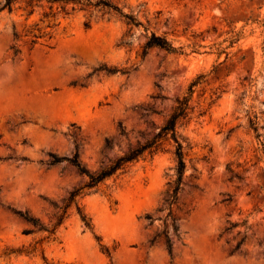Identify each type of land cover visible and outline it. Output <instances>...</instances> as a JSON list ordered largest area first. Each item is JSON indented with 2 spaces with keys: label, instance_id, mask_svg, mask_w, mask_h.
<instances>
[{
  "label": "rangeland",
  "instance_id": "374dc122",
  "mask_svg": "<svg viewBox=\"0 0 264 264\" xmlns=\"http://www.w3.org/2000/svg\"><path fill=\"white\" fill-rule=\"evenodd\" d=\"M108 1L139 24L97 8L64 15L63 2L34 0L28 16L26 0L11 11L0 0V264H264V0ZM151 32L180 53L145 48ZM196 79L177 126L178 237L157 210L175 177L171 140L77 197L90 228L74 205L49 237L15 213L51 229L86 181L52 156L100 170L152 138ZM145 213L161 219L148 226ZM163 229L172 258L148 242Z\"/></svg>",
  "mask_w": 264,
  "mask_h": 264
},
{
  "label": "trees",
  "instance_id": "16d2710c",
  "mask_svg": "<svg viewBox=\"0 0 264 264\" xmlns=\"http://www.w3.org/2000/svg\"><path fill=\"white\" fill-rule=\"evenodd\" d=\"M18 0H5L3 6L1 9L6 8L7 10L11 11L13 4ZM34 0H26L27 5H32V2ZM37 2L45 1L47 3H55V2H63V5H61V11L64 15L69 14L71 11L77 10H89L90 8H97L99 10H105L107 12L114 13L118 15L120 18L124 20V22L128 25H138L139 23L136 21L135 17L128 12H123L122 9L114 4L111 1L108 0H35ZM68 3H71L70 9L66 7ZM51 8V6H50ZM34 12V7L32 5V8L27 13L28 16H30ZM44 16H52L55 18L56 14L48 15L45 14ZM84 25L86 27L89 26V22H85ZM16 36V33H14ZM234 39V38H233ZM236 40V37H235ZM145 48H151V47H158L161 49H164L168 52H179V49L175 47L172 42H170L166 37L161 35H156L154 32H151L150 35L147 37V40L144 45ZM99 70H104L107 73H113L118 71V69H110L107 67H100ZM201 77L199 76L198 79ZM198 79L194 80L190 83L188 87V92L183 95L182 97L178 98L176 101V104L168 116V118L165 120L163 125L159 128V130L154 134V136L148 140H146L144 143L136 146L135 148L129 149L126 153L118 156L115 160H113L109 165L101 168L100 170L96 172H90L88 169L78 160L77 153H74L71 157H57L56 155L52 156L51 163L55 164L61 161H66L70 163L76 170L84 175L86 177V181L83 185H81L78 188H75L72 190L68 197L63 201V205L58 207L59 213L56 216V222L54 223V226L51 229H46L42 225H39L37 223V220L33 217L29 216L26 212L21 211H15L16 214L21 216L24 220L30 222L33 226L37 228L39 231H46L47 237L52 235L56 228L64 221V219L67 216L68 208L71 205H74L83 224L90 228V219L87 217L85 213H83L82 209L80 208L77 197L83 193L84 190H90L94 189L99 183H101L106 178L116 174L118 171H122L125 169L127 165L130 163L138 160L145 152H153L155 151L158 146L164 141V140H171L174 143V155L176 158V168H175V177L171 181V184L169 185L168 191H167V197L164 200V206L158 207V211L167 210L164 221L169 220V225L177 237L179 227L176 223V218L174 215L173 205H176L178 202V194L181 189V182L185 170V160H184V150H183V138L177 131V126L180 120L184 119L190 110V100L193 92V86L196 85L199 81ZM250 126L252 130L255 133V136L257 139L260 137L259 133V123L257 120V116L254 115L253 119L250 121ZM260 144L262 142L260 141ZM144 219L147 222V225L150 226L153 224L155 220H160V217H155L151 213H145ZM230 226L226 227V230H230L235 224L229 223ZM149 245H155L158 243H162L164 246V249L166 250L168 256L170 258L173 257V243L171 241V238L169 236V233L166 229H163L161 231L156 230L151 234V236L148 239ZM239 243L235 246L237 248ZM104 252L109 254V250L107 247H103Z\"/></svg>",
  "mask_w": 264,
  "mask_h": 264
}]
</instances>
